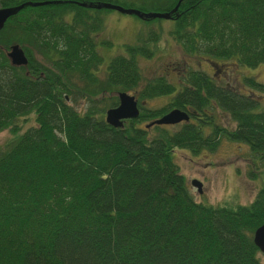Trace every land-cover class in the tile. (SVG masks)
Returning a JSON list of instances; mask_svg holds the SVG:
<instances>
[{
    "label": "trees",
    "instance_id": "obj_1",
    "mask_svg": "<svg viewBox=\"0 0 264 264\" xmlns=\"http://www.w3.org/2000/svg\"><path fill=\"white\" fill-rule=\"evenodd\" d=\"M25 1L52 2L24 6L0 29V131L16 132L18 118L35 114L33 126L0 148V264H263L253 234L264 222V186L247 205L197 203L173 151L212 150L223 132L264 158V111H252L254 98L188 69L167 106H140L137 118L113 127L105 120L108 99L98 96L136 87V56L145 53L127 47V55L111 58L105 77L97 75L103 57L96 34L109 9L79 3L169 12L179 2L170 32L186 53L252 68L264 62V0H0V8ZM13 44L24 50L26 66L10 63ZM245 81L264 90L252 77ZM140 91L146 98L175 86L157 77ZM210 104L236 127L214 126ZM173 108L202 115L173 132L153 125L154 137L136 125ZM206 125L215 127L207 135Z\"/></svg>",
    "mask_w": 264,
    "mask_h": 264
},
{
    "label": "rangeland",
    "instance_id": "obj_2",
    "mask_svg": "<svg viewBox=\"0 0 264 264\" xmlns=\"http://www.w3.org/2000/svg\"><path fill=\"white\" fill-rule=\"evenodd\" d=\"M103 21L102 30L96 34L97 49L103 57L97 75L105 77L104 71L111 58L127 55V47L137 46L145 53V55L137 54L136 56L141 76L136 87L128 90H120L117 87L98 96V99H108L106 110L112 107L108 104L118 100V93L122 91L135 95L137 107L140 105L149 109H159L167 106L174 94L180 90L178 88L184 86L181 83L184 82V76L189 69L202 70L214 77L216 83L254 98L256 103L252 111H264V90L245 81L252 77L264 84V62L249 68L239 65L234 58H214V60L204 55H189L171 35L170 31L174 27L172 19L145 20L134 14L109 9L103 13ZM147 49L151 55H148ZM157 77L165 78L168 83L175 86V91L171 94L140 98V90ZM77 83L80 85L79 80ZM75 96L72 94L71 98ZM86 98L84 100L79 98L78 110L83 111L86 108ZM70 103L73 104L72 101ZM212 104L209 107L214 115L212 124L219 126L221 131L234 129L236 122L230 114L216 106L212 107ZM102 106L99 104V107ZM194 120L193 118L192 121L195 122ZM150 123L151 120L139 121L136 125L142 126L150 137H154L157 134L155 127L153 125L146 127ZM14 124H16L14 127H17L16 132H13L10 127L0 131V148L15 140L18 135L35 124L34 112L18 118ZM181 124L182 122L166 126L173 132L179 129ZM202 131L205 134L209 133V125L204 126ZM173 155L179 173L184 177L188 191L197 203L230 207L247 205L254 200L258 191L264 186V159L260 157V154L253 152L245 142L231 140L224 136L223 132L212 150L204 147L193 153L186 148H176ZM193 180L201 182V192L192 185ZM258 258L264 264V254L259 252Z\"/></svg>",
    "mask_w": 264,
    "mask_h": 264
},
{
    "label": "water",
    "instance_id": "obj_3",
    "mask_svg": "<svg viewBox=\"0 0 264 264\" xmlns=\"http://www.w3.org/2000/svg\"><path fill=\"white\" fill-rule=\"evenodd\" d=\"M52 1H25L14 7H2L0 8V29L4 26L6 20L16 14L24 6H39L51 3ZM85 7H95L97 9L106 8L111 10H116L120 13L125 14H134L141 18H164L169 19L171 13L174 12L178 6L179 2L175 7L169 12H140L138 9L126 8L121 5L111 3V2H100L96 4L92 3H79ZM7 57L10 60V63L14 66H26L28 63V58L18 44H13L10 46L7 51ZM139 115V109L137 107V102L135 95L129 94L126 91L118 93V104L114 107H110L105 112V120L107 123L113 127H122L123 121L127 119H135ZM189 120V114L186 110H181L174 108L163 114L161 117L154 119L150 124H147L146 127L152 125H171L181 122H187ZM192 185L196 186L199 192H201V182L198 180H193ZM254 244L258 247L261 253L264 254V222L255 229L253 234Z\"/></svg>",
    "mask_w": 264,
    "mask_h": 264
},
{
    "label": "flooded vegetation",
    "instance_id": "obj_4",
    "mask_svg": "<svg viewBox=\"0 0 264 264\" xmlns=\"http://www.w3.org/2000/svg\"><path fill=\"white\" fill-rule=\"evenodd\" d=\"M185 83V80H184V82L183 83H181V85L182 84H184ZM179 87V86H178ZM183 88V86H180L178 89H182ZM138 107H140V105L138 106ZM182 110V109H181ZM186 111L188 112V114H189V116H190V110H188V109H186ZM194 115H196V119H199V116H201L202 114L200 113V112H196V113H193ZM193 118L190 116L189 117V121L190 120H192ZM195 119V118H194ZM196 119H195V121H196ZM127 121V120H126ZM152 121V120H151ZM168 126V125H167ZM215 126V125H214ZM213 125L212 126H210L209 125V128H210V132L209 133H207V134H210L211 132H213V129L215 128ZM206 127H208L207 125H206ZM227 128V127H226ZM228 130H230V129H228ZM204 133V132H203ZM205 134V133H204ZM207 134H205V135H207ZM258 154H260V153H258ZM260 157H261V154H260ZM262 158V157H261ZM264 159V158H263Z\"/></svg>",
    "mask_w": 264,
    "mask_h": 264
}]
</instances>
